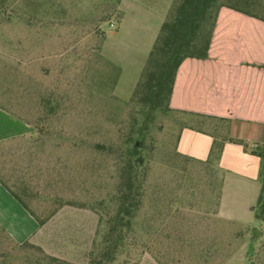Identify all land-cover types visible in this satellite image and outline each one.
I'll list each match as a JSON object with an SVG mask.
<instances>
[{"label": "rangeland", "instance_id": "obj_1", "mask_svg": "<svg viewBox=\"0 0 264 264\" xmlns=\"http://www.w3.org/2000/svg\"><path fill=\"white\" fill-rule=\"evenodd\" d=\"M173 1H0V107L38 134L22 169L30 205L40 216L61 205L96 218L87 258L91 219L56 221L69 228L75 264L98 254L128 155L142 196L112 264L264 263V223L221 219L217 168L176 152L184 125L223 139L226 125L169 107L149 116L134 98ZM0 264L58 263L1 235Z\"/></svg>", "mask_w": 264, "mask_h": 264}, {"label": "crops", "instance_id": "obj_2", "mask_svg": "<svg viewBox=\"0 0 264 264\" xmlns=\"http://www.w3.org/2000/svg\"><path fill=\"white\" fill-rule=\"evenodd\" d=\"M169 108L182 115L226 125V134L232 141L223 144L217 161L210 158L215 135L191 124L182 127L176 152L190 161L216 167L221 179L218 216L225 221L248 224L255 218L254 205L260 191L259 159L250 151L264 143V22L221 7L207 58H189L181 63ZM37 136L31 125L0 107V236L16 245L28 243L40 247L50 256L75 264L69 259V255L75 254L69 226L66 224L68 229L63 233L64 225L56 221L91 219L85 255L80 253L87 258L95 216L63 207L41 225L39 220L43 218L39 212L31 205L26 209L8 188L23 180L25 159L33 158L38 151L34 144L28 143H33ZM55 228L62 230L53 232Z\"/></svg>", "mask_w": 264, "mask_h": 264}, {"label": "trees", "instance_id": "obj_3", "mask_svg": "<svg viewBox=\"0 0 264 264\" xmlns=\"http://www.w3.org/2000/svg\"><path fill=\"white\" fill-rule=\"evenodd\" d=\"M221 7L229 8L264 22V0H174L153 42L134 92V98L147 112V115L150 116L164 107H169L175 76L185 59L204 60L207 58ZM214 135L210 158L212 161H217L223 144L232 140L228 136L223 139V137ZM244 148L246 150L245 146ZM250 154L259 159L260 191L255 205V219L259 224H263L264 143L257 145L250 151ZM137 167L138 160L128 155L120 178L116 210L107 219V230L102 237L97 256L92 254L88 264H112L124 248L126 235L131 229V223L140 206L142 196V184L139 180ZM2 183L4 184V182ZM8 188L21 205L30 209V201L35 195L31 193L28 182L20 180L13 185V188L10 186ZM60 207L61 205H58L53 211H48L44 216H41L43 219L39 220V223L42 225ZM9 242L11 241L9 240ZM13 245L16 247L28 246L35 249L53 263L72 264L50 256L40 247L28 243Z\"/></svg>", "mask_w": 264, "mask_h": 264}]
</instances>
